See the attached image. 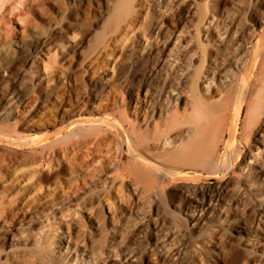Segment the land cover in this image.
Returning a JSON list of instances; mask_svg holds the SVG:
<instances>
[{
  "label": "rangeland",
  "instance_id": "374dc122",
  "mask_svg": "<svg viewBox=\"0 0 264 264\" xmlns=\"http://www.w3.org/2000/svg\"><path fill=\"white\" fill-rule=\"evenodd\" d=\"M130 1L122 16L116 0L0 5V264L83 263L45 254L66 229L96 264L130 251L136 264H264V0ZM214 67L233 78L207 86ZM196 98L219 121L211 169L150 139L126 150L123 132L145 135L158 111L189 119ZM103 118L99 136L69 131ZM204 178L226 187L192 220L184 192Z\"/></svg>",
  "mask_w": 264,
  "mask_h": 264
},
{
  "label": "bare ground",
  "instance_id": "6f19581e",
  "mask_svg": "<svg viewBox=\"0 0 264 264\" xmlns=\"http://www.w3.org/2000/svg\"><path fill=\"white\" fill-rule=\"evenodd\" d=\"M0 2H1L0 5L2 4L1 6L3 8H5V7L11 8V7L16 6L19 3V5L20 4H25L26 6H29V7L38 8V10H39V5H37V4H40L39 3L40 1L38 2V0H0ZM130 2H133V1H130V0H116L115 6H114V9H115L114 13L115 14L116 13L119 14L121 11H123V12L127 11L128 12L127 8H128V5L131 4ZM40 7H41V5H40ZM129 8H130V5H129ZM121 13H120V15L122 16L123 13L122 14ZM124 14L127 15V13H124ZM112 16H114V15H112ZM1 20H2V18H1ZM207 27L204 28V29L206 30ZM204 37H205V34H204ZM176 38H178V36ZM174 40L176 41L177 39L174 38ZM171 41H173V38L171 39ZM209 70L210 71L208 72V76L205 77L203 75L204 76V80H206V81H204L205 83L204 82L203 83L206 84V85L209 84L208 83L209 81L214 82V80H217L218 82H220V84H223L228 79L233 78V74H234L231 70H228V69L226 71H224V73H222L220 70L219 71L221 73H219L218 71H216L215 67L214 68H210ZM224 70H225V68H224ZM204 74H206V73H204ZM10 100L12 101L13 99H10ZM11 101H9V103ZM196 101L198 102L199 100L197 99V100H195V102ZM211 107L206 106V105L204 106V104L202 105V101L198 102L197 106L195 107V109L191 110L192 114H190L189 119H185L178 112V110L177 111L176 110L175 111L172 110L173 112L171 111L170 113H167V112L166 113H162V111H158V112H156L155 116L157 115V117L159 118V122L158 123L157 122H153L154 120L151 119L152 121H150L149 124L145 123L146 125H144V126L146 127V130H143V132H145V135L143 133L141 134V131L139 133L138 132L139 130L136 132L134 129L132 130V132L130 134H128L129 132L128 133L123 132L122 135L125 138V140H124L125 141V148L132 156H137V155H139V153H138V151H136L135 147L138 144L139 145L143 144L142 148L146 147V145H144V143H141V142H144L145 139H150L154 143H160V145L162 144L163 146L165 145V149L173 150L172 153L170 154V157H169L170 158L169 161L171 160V163L176 164V165L193 166V167L200 168L202 170L208 171L209 169L212 168V163H211L212 160L210 161V159H211V157L213 155L214 141L217 139V137L215 139L214 127L216 125L219 126V123H218L219 121L216 122L217 121L216 120L217 117H215V115L211 111L212 110ZM159 108H160V106H159ZM236 115H237V113H236ZM104 118H107V117H104ZM104 118L103 119H97V120H95V119L94 120H89V121H85L84 123L78 122L76 124L71 125L70 128H69V131L71 133L72 131H74V129H77V128L80 129V127H81V128H84V130H88L89 132L92 131V132L98 134L97 131L99 130V132H100L102 127H104V126L105 127H111V125L114 124L113 122H110V121H108V119L106 120ZM75 121H77V120H75ZM147 121H145V122H147ZM216 123H218V124H216ZM114 126H115V128L120 129V126L118 127V125H116V124ZM185 127H186V129H185V131H183L182 129L185 128ZM84 130L81 129V131H84ZM185 133H186L187 136H184ZM67 135H69V132H68ZM75 135H76V133H75ZM143 135H144V138H143ZM80 136H82V135H80ZM98 136H99V134H98ZM150 136H151V138H150ZM78 137H79V135H78ZM78 137H76V139ZM130 137L134 138V141H132L133 139H131ZM185 137H186V139H185ZM61 138L64 139V137H61ZM245 138L248 139V137H245ZM68 139H69V136H68ZM247 139H245V140H247ZM57 141H58V138H57ZM148 141L146 140V142H148ZM152 141H150V142H152ZM146 142H145V144H146ZM177 143H179V144H177ZM8 144H9V141H8ZM69 144H71V143H69ZM133 144H135L136 146L134 147ZM148 144H149V142L147 143V147L149 146ZM150 145H152V144H150ZM163 149H164V147H163ZM237 159H238V157H237ZM248 163L250 165H254L253 162H248ZM226 169H229V168H227V166H226ZM251 170H253V169H251ZM170 172L173 175L175 174L172 171H170ZM254 173H256V175L258 177V175L261 174V171H257L256 170ZM255 180H257V179H255ZM206 184H208V185H206ZM206 184H204L206 186H204L203 189H199V185L198 184L197 185L193 184L192 185V187H193L192 189H190L187 192H184L185 195L187 196V199H185V203L187 205L188 211L192 212V215H191V213L189 214V217L192 220L195 217V215H194L195 211H199L200 213H202L204 211H209L210 209H212L211 207H212L213 203L216 201L215 199H217L218 195L220 194V191L223 190L226 187V183H223V182H220V181H218V182L214 181L212 183H206ZM201 185H202V183H201ZM187 189H189V188H187ZM262 208L264 209V205H263ZM255 233L257 234V236H258L257 240L259 241V242L255 241V243L257 242L256 249L264 250V229L256 228ZM56 237H57L56 238V241H57L56 247H54V248L50 247V248L45 249L44 250L45 254H49V253L53 254V253H57V251H58V257H66V258H69V259H71V258L73 259L74 258L75 262H77L76 261L77 258H75V257H79L78 259L83 261V263L81 262V263H75V264H96V262H97V257H96L97 254L95 253L96 252V250L94 249L95 246L92 247V246H90L91 244L88 245L87 243H83L84 241L81 240V239H77V240H74V241L71 240L73 238H71L70 233H69V231L67 229L64 230V232H62V233H58V235ZM89 240H90V238H89ZM113 242L114 241H112V243ZM161 247H163L162 244H161ZM137 259H138L137 258V253H135L133 251H130V252H127L124 255L121 264H136Z\"/></svg>",
  "mask_w": 264,
  "mask_h": 264
},
{
  "label": "water",
  "instance_id": "95a60500",
  "mask_svg": "<svg viewBox=\"0 0 264 264\" xmlns=\"http://www.w3.org/2000/svg\"><path fill=\"white\" fill-rule=\"evenodd\" d=\"M201 181L207 182V183H212L214 181H217V179H215V178H204V179H201Z\"/></svg>",
  "mask_w": 264,
  "mask_h": 264
}]
</instances>
